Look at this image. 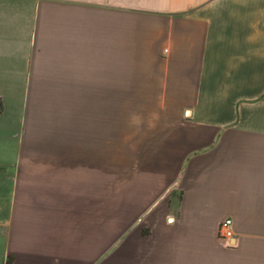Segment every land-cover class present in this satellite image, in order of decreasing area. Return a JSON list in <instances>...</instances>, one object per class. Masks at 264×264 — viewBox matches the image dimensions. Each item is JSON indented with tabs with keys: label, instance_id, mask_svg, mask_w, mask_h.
<instances>
[{
	"label": "crops",
	"instance_id": "0c3cea01",
	"mask_svg": "<svg viewBox=\"0 0 264 264\" xmlns=\"http://www.w3.org/2000/svg\"><path fill=\"white\" fill-rule=\"evenodd\" d=\"M0 264H264V0H0Z\"/></svg>",
	"mask_w": 264,
	"mask_h": 264
},
{
	"label": "rangeland",
	"instance_id": "374dc122",
	"mask_svg": "<svg viewBox=\"0 0 264 264\" xmlns=\"http://www.w3.org/2000/svg\"><path fill=\"white\" fill-rule=\"evenodd\" d=\"M124 88V86H123ZM129 91L123 90V98L134 97ZM161 102L141 101L125 99L121 102V147L114 148L113 135L107 134L105 148V176H130L132 166L134 172L136 166L145 163L151 156L147 157L146 150L133 148L131 143V122L137 124L142 110L160 107ZM108 106V102H107ZM116 144H118L116 142ZM135 144V143H134ZM153 152L154 150H149ZM77 174V173H76ZM79 174V173H78Z\"/></svg>",
	"mask_w": 264,
	"mask_h": 264
},
{
	"label": "built area",
	"instance_id": "2783aa9c",
	"mask_svg": "<svg viewBox=\"0 0 264 264\" xmlns=\"http://www.w3.org/2000/svg\"><path fill=\"white\" fill-rule=\"evenodd\" d=\"M218 236L219 239L226 245L232 244V239H234V230L232 226L231 218H223L218 225Z\"/></svg>",
	"mask_w": 264,
	"mask_h": 264
}]
</instances>
